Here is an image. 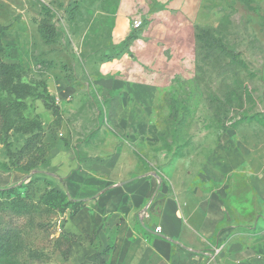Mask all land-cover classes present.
Masks as SVG:
<instances>
[{
    "label": "rangeland",
    "instance_id": "1",
    "mask_svg": "<svg viewBox=\"0 0 264 264\" xmlns=\"http://www.w3.org/2000/svg\"><path fill=\"white\" fill-rule=\"evenodd\" d=\"M117 3L0 0V166L24 176L0 186V264H114V234L80 233L68 210L45 205L44 192L65 191L57 172L88 169L115 129L117 96L102 64L131 53L110 40ZM202 4L212 17L184 69L170 54V65L141 75L159 88L146 118L152 132L130 146L133 175L185 191L190 219L203 193L223 187L234 222L255 234L264 230V200L251 189L255 176L264 182V0ZM43 18L55 28L51 40ZM224 143L245 168L214 184L202 166ZM23 183L27 193L5 189Z\"/></svg>",
    "mask_w": 264,
    "mask_h": 264
},
{
    "label": "crops",
    "instance_id": "2",
    "mask_svg": "<svg viewBox=\"0 0 264 264\" xmlns=\"http://www.w3.org/2000/svg\"><path fill=\"white\" fill-rule=\"evenodd\" d=\"M211 17L202 0H118L110 30L112 44L122 43L132 33V19H141L142 26L133 31L130 54L102 64L104 73L112 76L110 88L117 96L115 129L107 133L100 155L88 169L58 171L56 176L70 198L85 200L70 218L76 230L114 234V264H264V230L248 234L244 229L250 224L234 222L223 187L203 193L199 218L190 219L185 191L170 187L153 173L133 175L130 146L149 138L147 112L159 88L141 75L170 65V54L184 69L194 49L196 27ZM138 61L149 64V69ZM232 146H215L203 163L204 177L214 184L245 168ZM18 175L0 169V186L12 179L20 182L24 176ZM251 183L264 200V182L255 176Z\"/></svg>",
    "mask_w": 264,
    "mask_h": 264
},
{
    "label": "trees",
    "instance_id": "3",
    "mask_svg": "<svg viewBox=\"0 0 264 264\" xmlns=\"http://www.w3.org/2000/svg\"><path fill=\"white\" fill-rule=\"evenodd\" d=\"M40 32L43 35H48V39L51 40L55 36V28L54 26L50 23V21L46 18H43L39 25H38ZM4 30L3 27L0 26V33ZM203 30L202 27L197 26L195 30V35L196 39L199 40L202 36H200L201 31ZM135 30H132V33L126 37V39L118 44L115 45L117 48H120L121 51H125V49L128 47L130 44L131 40L135 38L134 32ZM214 41V40H213ZM217 43V42H216ZM227 53H230V51L226 50ZM8 64H1V67L7 66ZM16 65H20L19 62H14L13 64H9L10 67H15ZM46 105H48V102H45ZM1 169L7 170L4 166H0ZM20 171V170H18ZM22 173H25V171H20ZM26 184H17L15 186H9L5 188L6 190H12V189H22L21 191L27 193V186ZM22 198V197H20ZM44 203L46 206L53 208V209H58L61 212H65L68 210L71 215H74L80 208H82L85 205V200L79 199V200H74L70 198L65 191L56 189V188H50L44 192Z\"/></svg>",
    "mask_w": 264,
    "mask_h": 264
},
{
    "label": "built area",
    "instance_id": "4",
    "mask_svg": "<svg viewBox=\"0 0 264 264\" xmlns=\"http://www.w3.org/2000/svg\"><path fill=\"white\" fill-rule=\"evenodd\" d=\"M142 26V20L141 19H132L131 23H130V27L132 30H136L138 28H140ZM161 230L160 226H157L155 228L156 232H159Z\"/></svg>",
    "mask_w": 264,
    "mask_h": 264
},
{
    "label": "water",
    "instance_id": "5",
    "mask_svg": "<svg viewBox=\"0 0 264 264\" xmlns=\"http://www.w3.org/2000/svg\"><path fill=\"white\" fill-rule=\"evenodd\" d=\"M201 192H200V190H197V194H200Z\"/></svg>",
    "mask_w": 264,
    "mask_h": 264
}]
</instances>
